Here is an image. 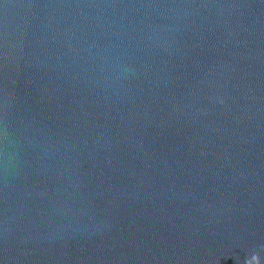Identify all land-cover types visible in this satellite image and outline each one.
Masks as SVG:
<instances>
[{
	"label": "water",
	"instance_id": "water-1",
	"mask_svg": "<svg viewBox=\"0 0 264 264\" xmlns=\"http://www.w3.org/2000/svg\"><path fill=\"white\" fill-rule=\"evenodd\" d=\"M0 264H264V0H0Z\"/></svg>",
	"mask_w": 264,
	"mask_h": 264
}]
</instances>
